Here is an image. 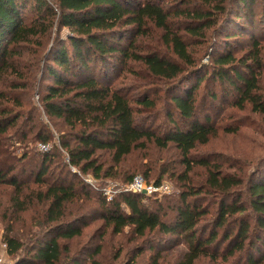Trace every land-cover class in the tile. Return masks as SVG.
I'll use <instances>...</instances> for the list:
<instances>
[{
  "label": "trees",
  "instance_id": "1",
  "mask_svg": "<svg viewBox=\"0 0 264 264\" xmlns=\"http://www.w3.org/2000/svg\"><path fill=\"white\" fill-rule=\"evenodd\" d=\"M176 1L179 6L173 12L163 0H52V4L46 0H0V185L11 186L16 198L23 196L24 200L15 199L14 203L17 210H24L32 197L23 193L25 183L20 178H32V183L42 188L36 198L42 207L39 225L46 230L34 235V241L25 248L19 238L11 235L13 228L8 226L2 235L7 255L14 258L19 252H26L10 264H99L62 257L58 242L50 238L54 232H60L63 239L80 236L78 226L84 223L92 199L99 218L112 235H121L128 228L130 240L151 233L182 236L187 251L172 264H195L202 258H208L210 264H226L228 258L236 254L232 259L236 261L254 247L258 259L249 256L246 263L264 264V169L257 167L254 180L246 183L241 175L229 172L232 167L192 156L197 146L207 144L215 134L207 116L200 121L197 89L204 77L205 81L232 87L233 104L239 110L249 106L252 113L264 115L260 43L252 40L243 61L236 60L230 52L216 57V69H204V76L198 77L204 66L188 51L187 36H205L224 14L228 1ZM234 2L245 8L254 3ZM259 2L264 13V0ZM251 16L247 12L245 18ZM177 18H181L180 23L174 22ZM241 19L236 16L233 21L224 22ZM147 23L161 30L162 46L182 65L158 51L133 50V40L123 44L131 31L126 27L132 25L142 34ZM62 29L67 30L64 39L60 36ZM127 62L138 63L152 77L177 80L179 84L165 103L169 108L168 124L161 134L145 129L142 117L137 118L141 111L132 106L149 112L155 107L154 101L147 95L136 99L130 91L112 85L113 71L118 65L124 68ZM44 76L52 84L44 85ZM192 77L194 82L190 80L181 87ZM32 94L39 98L43 113L61 121L67 131L58 134V145L51 149H29L16 155L10 150L15 144L47 147L52 139L46 127L33 123ZM204 96L211 101L215 97L213 92H205ZM8 132L11 136L4 137ZM146 145L177 152L183 167L177 178L185 187L175 197L150 201L145 194L118 190L108 200L102 189L94 190L98 195L92 196L85 175L93 180L116 178L119 165ZM62 152L65 157L56 162ZM98 152L109 156L108 164L96 155ZM195 167L205 171V180L198 186L190 179ZM161 174H166V170ZM161 176L154 187L161 186ZM134 177H127L124 185ZM236 189L242 192L236 194ZM211 193L217 196L216 222L213 231L204 236L205 230L198 227L207 221L211 209L199 202H205L202 196ZM145 200L150 203L145 204ZM220 230L222 234L218 235ZM98 252L97 248L95 254ZM142 252L140 249L138 255ZM162 262L163 257L155 252L146 264Z\"/></svg>",
  "mask_w": 264,
  "mask_h": 264
},
{
  "label": "rangeland",
  "instance_id": "2",
  "mask_svg": "<svg viewBox=\"0 0 264 264\" xmlns=\"http://www.w3.org/2000/svg\"><path fill=\"white\" fill-rule=\"evenodd\" d=\"M46 1L52 4V0ZM137 1L141 3L145 0ZM227 1L225 3L224 14L205 36H187V42L190 45L188 51L194 55L196 62L200 66H204L203 72L198 77L204 76L206 71L204 69L214 71L216 69L214 59L228 52L236 60L240 59L243 61L253 39L258 40L260 43L264 66V13L259 0H253L254 3L249 8L238 5V2H234V0L233 2L231 0ZM163 3L167 7H170L173 12L179 6V2L176 0H163ZM190 5L192 7V4ZM247 12L252 14L251 19L249 17L245 18ZM32 14H28V18H31ZM236 16L240 19L243 18L239 22L230 23ZM180 19L177 18L174 22L180 23ZM225 20L230 21L229 24H226ZM125 29H131V31L129 33L130 36L127 38L128 40L123 41L124 45H127L128 41L133 40V50L135 51L141 53L158 51L163 57L171 58L173 62L181 63L171 54L170 50L162 46L161 39L159 38L162 34L161 30H155L149 23L143 26L142 34L137 32V29L132 25ZM241 31H245V34L241 33ZM66 33L67 30L62 29L60 36L64 39ZM66 45L69 47L68 44ZM52 46L53 44L48 46L46 52ZM237 69L240 71L242 68L239 67ZM40 76H42L41 73H39L38 77L40 78ZM112 79L113 87L130 91L131 97L137 99L139 96L147 95L149 99L154 101L155 107L149 112H145L143 108H139L135 104L132 106L141 111L137 114V118L142 117V126L145 129L153 130L158 134L163 133L164 127H167L168 124V115L166 113L169 111L165 103L169 96L172 95L176 86L179 85L177 84V80L171 81L152 77L136 62H127L124 68L122 65H118L116 70L113 71ZM190 80L194 82L195 78L188 79L187 82L181 84V87L188 84ZM260 81V86L264 90V72ZM43 82L44 85L52 84V80L46 76H44ZM205 92L214 93L215 97L213 101L207 99L205 96L203 97ZM234 97L235 91L227 84L222 85L217 81L213 82L211 80L208 82L205 81V77L198 84L197 103H199V112L202 114L200 121H203L204 116H207L210 121L209 126L213 128L215 134L209 138L207 144L197 146L192 152V156L196 160L205 159L230 166L232 167L229 171L230 173L241 175L245 182L248 183L254 180L253 171L257 167L261 166L260 168L264 169V115L252 113L249 106H245L243 110H239L233 104L235 101ZM30 101L32 102V107H35L33 123L46 127L52 135V139L47 146L48 149H51L54 145H58V134L67 131V128L61 121L49 119L43 113L39 98L35 94L30 96ZM22 110L27 111L26 108ZM175 120L181 124L177 116H175ZM224 129H233L235 132L228 133ZM6 135L4 136L6 138L11 136L9 132ZM31 135L29 138L32 137ZM27 146L26 148L25 144H15L10 150L16 155H21L29 149H40V145L37 143L34 145L29 143ZM146 146L145 149L134 152L133 155L119 165L116 169L118 176L116 177V174L113 176L116 178L93 180L91 176L85 175L84 179L92 188L89 190L92 196L97 197L98 195L94 190L101 192L102 189L103 193L104 191L108 192V196L111 197L118 190L125 191L127 186L124 185L126 178L134 176L142 177L146 185L153 188L156 179L162 175L161 186L164 187V190L153 192L146 197L150 201H162L163 197H175L185 187L184 183L177 178L178 174L183 170L177 152L173 148L162 150L151 145ZM96 155H101L100 157L107 164L109 163V156L104 152H98ZM62 157H65L63 152L55 161H61ZM164 170H166V174H161ZM71 171L76 170L72 168ZM20 179L22 183H25L24 187H26H23V193L32 197L30 200L31 205L28 202L24 206V210H17L14 203L15 199H19V201L24 200L23 196L16 198V194L11 186L0 185V264H10L14 262L13 260L22 258L26 253L19 252L14 258L7 255L6 248L2 243V235L8 226L13 228L11 235L19 238L25 248L29 247L31 242L34 241V235L46 232L45 228L39 225L41 223L42 207L36 198L37 191H40L42 188L34 185L32 178L21 177ZM69 179L72 178L69 177ZM190 179L194 186H198L205 180V171L201 167H195L190 174ZM31 191L34 192L30 193ZM233 191L236 194L242 192L240 189ZM202 197L206 201L203 203L200 201L199 203L211 209L210 215L206 218L207 221L200 223L198 227L200 230H205L204 236H206L209 231H213L216 222L217 196L211 193L205 194ZM150 201L145 200L144 203L148 205ZM87 212L86 219L83 221L84 223L78 226L81 229L80 236L72 239H63L60 236V232L51 234L50 238L56 239L59 244L62 257H67L68 259L74 258L83 263H89L91 260H94L99 264H146L153 253L159 252L163 257V264H172L176 260L181 259L187 251L186 243L182 236H159L151 233L145 234L140 239L130 240L128 228H125L121 235H112L111 229L105 227L103 221L99 218V210L94 199L90 201ZM36 218L37 221L35 222ZM221 234L222 230L218 231V235ZM247 247H250V245L248 244ZM97 248L99 252L95 254ZM140 249H143V252L141 255H138ZM254 249L247 251L245 257L240 256V259L236 261L232 260L236 257L235 254L228 258L226 264H247V257L249 256L253 259H258L256 248L254 247ZM117 253L119 255L116 258ZM195 264H210V262L208 258H202Z\"/></svg>",
  "mask_w": 264,
  "mask_h": 264
},
{
  "label": "built area",
  "instance_id": "3",
  "mask_svg": "<svg viewBox=\"0 0 264 264\" xmlns=\"http://www.w3.org/2000/svg\"><path fill=\"white\" fill-rule=\"evenodd\" d=\"M39 148H40L39 150H41V151H45L47 149V147L43 146V145H40ZM162 190H164V187H162V186H160L158 188L148 187L146 185L145 181L140 176L134 177L132 179V181L130 182V184H128L125 188V191L131 192V193H142L144 191L145 195H150L153 192H160ZM103 194L106 196V198L108 200H110L112 198L111 196H108L109 195L108 192L104 191Z\"/></svg>",
  "mask_w": 264,
  "mask_h": 264
},
{
  "label": "water",
  "instance_id": "4",
  "mask_svg": "<svg viewBox=\"0 0 264 264\" xmlns=\"http://www.w3.org/2000/svg\"><path fill=\"white\" fill-rule=\"evenodd\" d=\"M145 192L143 191L142 194H144Z\"/></svg>",
  "mask_w": 264,
  "mask_h": 264
}]
</instances>
